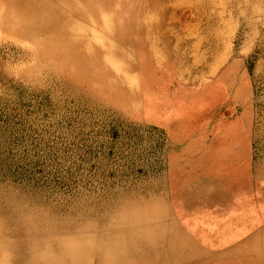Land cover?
Instances as JSON below:
<instances>
[{
	"label": "rangeland",
	"instance_id": "rangeland-1",
	"mask_svg": "<svg viewBox=\"0 0 264 264\" xmlns=\"http://www.w3.org/2000/svg\"><path fill=\"white\" fill-rule=\"evenodd\" d=\"M164 1L176 14L163 18L160 64L148 51L134 70L110 66V93L93 101L100 84L47 66L30 40L3 30L0 0V188L67 209L149 181L186 195L219 181L227 191L229 175L253 180L264 161V0H212L209 19L198 7L210 0ZM117 84L143 100L118 98ZM253 187L244 200L264 211V176Z\"/></svg>",
	"mask_w": 264,
	"mask_h": 264
},
{
	"label": "bare ground",
	"instance_id": "bare-ground-1",
	"mask_svg": "<svg viewBox=\"0 0 264 264\" xmlns=\"http://www.w3.org/2000/svg\"><path fill=\"white\" fill-rule=\"evenodd\" d=\"M211 3L199 5L202 17L209 19ZM165 5L164 0L1 4L3 30L30 40L41 62L63 66L79 81L100 84L90 87L93 101L110 93L105 84L110 66L134 70L133 57L148 51L153 66L160 64V41L169 42L163 18L176 14ZM98 30L106 33L107 42ZM115 94L143 100L142 93L120 84ZM162 107L161 102L148 106L145 117ZM263 176L264 161L257 163L252 181L247 175H229L227 191L219 181L212 191L185 195L149 181L67 209L30 203L27 196L0 188V264H264V211L244 200L254 192L253 181ZM206 198L209 202L201 200Z\"/></svg>",
	"mask_w": 264,
	"mask_h": 264
}]
</instances>
